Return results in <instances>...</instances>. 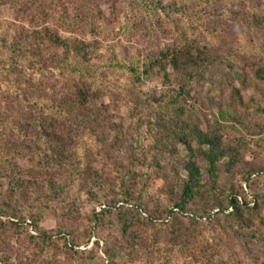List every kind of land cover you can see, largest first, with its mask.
Listing matches in <instances>:
<instances>
[{
    "label": "rangeland",
    "instance_id": "1",
    "mask_svg": "<svg viewBox=\"0 0 264 264\" xmlns=\"http://www.w3.org/2000/svg\"><path fill=\"white\" fill-rule=\"evenodd\" d=\"M159 2L162 5L155 9L152 4ZM162 7H166L165 10ZM43 27L70 43H85L95 49L89 64L82 65L92 72V76L83 82L101 92L90 107L98 115L90 125L92 128L98 125L95 132L104 127L102 131L107 136L110 130L119 132V127L111 126L115 120L128 138L123 147L121 143L120 159L113 167L100 158L95 162L98 168H103V165L106 170H111L110 173H115L108 178L109 186H103L108 200L111 199V189H117L119 184L117 171H126L129 163L124 149L131 152L137 138L143 147L148 148L158 137L156 127H149V121H153L160 109L157 101L163 103L173 96L177 97L179 105L186 109L187 122L198 124L204 131L215 126L220 112L245 113L248 130L237 126L238 131L246 135L243 142L239 140V132L233 129L222 131L230 144L240 146L242 162L232 175L221 171L215 193H204L183 213L175 211L172 217H182V227L189 233L194 231L198 237L188 243L183 253L174 255L170 263L195 264L193 251L200 247L195 254L200 264H264V177L252 178L248 183L242 181L243 171L264 166V82L255 78V70L264 66V0H0V177L7 174L25 183L35 182L38 186L47 180L58 182L62 175L57 165L51 168H44L43 165L57 164L58 157L42 153L34 160L25 150L24 144L34 140L36 135L29 130H24V133L21 129H25L26 125H23L30 122L31 114L35 117L43 114L41 104L29 106L25 100L29 96L38 97L37 94L44 100L52 98L53 94L61 98L70 96L75 84L61 69H54L53 64L52 69L43 75L34 73L35 81L29 83L31 54L27 50L13 52L12 46L17 43L22 45L33 31ZM190 45L195 49L192 53L199 57L202 67L200 75L194 78L168 66L165 72L167 79H164L162 71L154 68L151 76L137 80L126 69L118 70L113 66L116 63L126 66L137 61L143 63L147 57L167 49L180 51L184 57V50ZM51 50L54 55H61V50ZM182 86L186 94L179 95ZM74 110L64 119L66 122L60 129L61 135L77 137L88 133L102 141L92 128L84 129L82 124L74 121ZM58 123L61 124L60 121ZM222 123L227 125L225 121ZM89 145H92L91 139ZM8 146L12 152L15 146L20 150L19 156L11 161L10 169L1 163V156L7 153ZM92 150L91 154L95 155L98 151L101 153L99 156L106 152L105 157L117 153V149L111 150L103 144ZM183 150L179 147L176 156L179 158L176 169H180L178 180L185 178ZM174 158L166 152L161 164L172 168ZM168 169L156 174L153 168H135L137 173L148 175L140 180L147 182L142 190L143 198L160 204L167 200L163 188L167 183ZM230 187L246 192L248 203L252 202L250 207L256 208L255 214H248L247 217H259L262 221L261 225L254 226L255 230L251 233L232 218L230 210L221 214L214 209L209 216L204 212H209L214 194L222 201L223 191ZM88 189L75 185L61 197L53 199L50 196L44 200L48 206L37 212V207L28 208L25 203L28 190L25 189L26 192L19 196L12 194L7 190L5 180L0 179V199L7 201L10 207L19 204L24 208L22 212L11 208L9 215H0V263H3L1 258L5 255L12 258L7 259L6 264L46 263L47 250L35 252L39 249L30 238L37 235L31 227L30 216L38 219L40 230L61 231L76 239L80 246L75 250L79 251L93 250L94 241L115 233V224H107L117 217L112 213L104 216L107 217L104 224L89 235L92 213L102 209L98 201L104 199L99 198L100 193L98 197L91 198ZM30 191L34 194L35 189ZM24 219L25 223L20 227L11 225V222H23ZM88 238L90 243L82 244ZM99 250V256L104 258L102 241ZM72 254L61 251L60 247L51 249L49 253L54 259L52 264H63ZM94 256L95 261L100 262L96 253ZM94 263L89 261V264Z\"/></svg>",
    "mask_w": 264,
    "mask_h": 264
},
{
    "label": "trees",
    "instance_id": "2",
    "mask_svg": "<svg viewBox=\"0 0 264 264\" xmlns=\"http://www.w3.org/2000/svg\"><path fill=\"white\" fill-rule=\"evenodd\" d=\"M152 5L157 9L162 3L159 2L156 5ZM165 8L163 9L165 10ZM51 48L61 50V55H54ZM22 50H27L31 54V65L29 67L30 84L35 81L33 78L34 73L40 72L43 75L44 72L52 69V64L53 66L55 65L54 69H61L67 74L68 79L75 83L73 91H71L72 94L63 98L59 97L58 94H53L52 98L46 100L38 94V97L29 96L25 101L29 103V106L41 104L40 109L43 114L39 117L31 114L30 122L23 125L24 127L26 125L25 129H21L22 132L29 130L36 135L34 140L24 144L26 146L25 150L28 151L30 157L37 160L42 153L53 158L58 157L57 164L50 165L46 163V165H43L44 168L48 166L51 168L57 165L59 170H61L62 178L58 182L47 180L41 186L30 181L25 183L20 178L9 177L7 174L1 175L0 179L5 180L7 190H10L12 194L19 196L26 192L25 189L28 190L29 194L27 195V200L25 199V203L28 208L37 207V212L48 206V202H44L45 199H49L50 196L53 199L61 197L67 189L75 185H83L89 188L91 198L98 197L100 193L99 198L101 196V199L104 200L98 201V205L102 209L99 212L93 211V217L88 226L89 235L104 224L107 218L104 216L112 213L117 215L115 220H110L107 223L115 224V233H110L94 241L92 243L93 250L84 251L75 250L80 246V243H77L76 239H72L64 232L40 230L38 219L30 216L31 227L37 233L36 236H30L39 249L35 252L42 253L47 250L45 252V264L53 263L54 259L49 255L50 250L59 247L61 251L73 252L72 257L65 259L63 264H72L73 261L75 262L73 264H89V261H94V264H171L170 261L173 256L183 253L188 243L197 240L196 238L198 237L194 231L189 233L182 227L180 224L182 217L172 216L176 214L175 211L183 213L187 206L194 203L197 198L202 197L204 193H215L221 171H227V174L232 175L235 168L241 164L240 146L230 144L222 131L223 129H233L239 132V140L243 142L246 135L243 131H238L237 126L243 127L245 131L248 130L249 125L246 122L245 113L228 110L220 112L219 118H216L215 126L204 131L198 124L190 125L187 122L186 109L179 105L177 97L173 96L163 103L162 101H157L160 109L156 111L157 114L154 115L153 121H149V127L153 125L156 127L158 137L150 143L148 148L143 147L137 138L131 152L124 149L129 163L126 171L124 169L117 171L119 184L117 189H111V199L108 200V194H106L103 186H109L108 178L115 173H110L111 170H106L103 165V168H98L95 162L100 158L103 162H108L110 167H113L115 161L120 159L121 143H123V147L128 142V138L121 125L115 120L112 121L113 125L111 126L119 127L120 130L119 132L110 130L107 136L102 131L104 127L100 131L95 132V127L98 125L95 124L93 128L90 125L91 120L96 121V116H98L93 113L90 107L100 97L101 92L95 87H87L83 82L85 78L88 79L92 76V72L82 65L89 64L95 49L90 48V45L85 43H70L68 40H63L57 35L50 33L47 27H43L38 31H33L22 45L17 43L12 46L13 52L20 53ZM194 51L195 49L190 45L184 50V57H182L180 51L167 49L157 55L147 57L143 63L137 61L129 66L116 63L113 66L118 70L126 69L134 77H137V80H145L151 76L154 68L162 71L164 79H167L168 75L165 72L168 66L173 70H180L186 73L190 78H194V76H198L202 72V67L198 61L199 57L192 53ZM77 76L79 79H76ZM255 78L264 82V66L255 70ZM184 94H186V91L182 86L179 90V95ZM73 109L76 111V114L73 115L74 121L82 124L84 129L89 130L92 128V132L97 136L99 135L98 137L102 141L97 140L96 137L88 133L77 137L61 135L60 129L63 128V123L66 122H64V119L72 115ZM260 112L262 113L263 110H260ZM139 119L140 116H138ZM223 121L227 122V125H223ZM89 139H91L92 145H89ZM99 144L105 145L106 148L110 147L111 150L117 149V153L112 155V157H105L107 156L106 152L102 153L101 156H99L101 153L98 151L95 155L91 154V151L93 152L92 149ZM179 147L184 149L185 158L182 166L185 178L180 180H178L180 169H176L179 160V158H176L177 154H179ZM19 152L18 146L14 147L13 152L9 147L7 153L1 156L3 166L10 169L11 161L19 156ZM166 152L175 156L172 160L173 167L169 169L166 164H161ZM138 166L153 168L156 174L169 170L168 176H166L167 183L165 188H163L167 198L165 202L160 204L143 198L142 190L147 186V182L140 180L148 175L137 173L135 168ZM258 176L264 177V166L256 169L251 167L249 170L243 171L242 181L248 183L252 178ZM91 182H93V185L90 186ZM96 185H98L97 191L95 190ZM246 187L249 188L248 184ZM29 188L35 189L34 194L30 191L33 189ZM214 196L216 195L212 196L213 204L208 209L209 212L207 210L204 211L207 216L214 209H217L221 214L230 210L232 218L241 227L249 230V233L255 230L254 226L261 225L262 221L259 217H247L248 214H255L256 208L250 207L252 202L248 203V196L245 191H237L230 187L223 191L222 197L224 201ZM7 204V201L0 199V215H9L11 208L17 209L19 212L24 211V208L19 204L13 207ZM111 218L109 217V219ZM197 218H208L211 220L214 217ZM194 221H196V218ZM23 223H25V219L23 222L21 220L20 222L19 220L11 222V225L20 227ZM100 241L104 245V258L99 256ZM89 243L90 238L82 242L84 245ZM60 244L61 246H59ZM196 249L193 251L195 254ZM95 253L98 255L100 262L95 261ZM195 254L192 256L193 262L200 264ZM1 259L3 263L0 264H6L8 262L7 259L11 260L12 258H7V255H5Z\"/></svg>",
    "mask_w": 264,
    "mask_h": 264
}]
</instances>
